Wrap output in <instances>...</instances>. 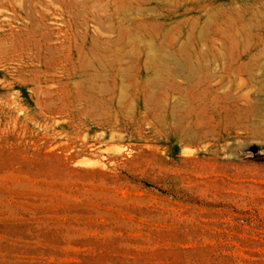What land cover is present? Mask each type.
I'll list each match as a JSON object with an SVG mask.
<instances>
[{
    "label": "rangeland",
    "instance_id": "1",
    "mask_svg": "<svg viewBox=\"0 0 264 264\" xmlns=\"http://www.w3.org/2000/svg\"><path fill=\"white\" fill-rule=\"evenodd\" d=\"M112 1L0 0V264H264V0Z\"/></svg>",
    "mask_w": 264,
    "mask_h": 264
},
{
    "label": "bare ground",
    "instance_id": "2",
    "mask_svg": "<svg viewBox=\"0 0 264 264\" xmlns=\"http://www.w3.org/2000/svg\"><path fill=\"white\" fill-rule=\"evenodd\" d=\"M23 1V0H22ZM36 1V0H35ZM80 1H82V0H80ZM112 1V0H111ZM119 1V0H118ZM117 1V2H118ZM44 2V1H43ZM79 2V1H78ZM113 2V1H112ZM22 3V2H21ZM36 3V2H35ZM34 3V4H35ZM114 3V2H113ZM118 3H120V2H118ZM38 4H40V2L38 3ZM98 4V3H97ZM121 4V3H120ZM44 5V4H43ZM46 5V4H45ZM44 5V6H45ZM124 5V4H123ZM80 6V5H79ZM83 6V5H82ZM114 6V5H113ZM85 7V6H84ZM83 7V8H84ZM94 7H95V5H94ZM111 8V7H110ZM117 9H118V7H117ZM121 9V8H120ZM119 9V10H120ZM123 9V8H122ZM112 11V10H111ZM115 11V10H114ZM96 12V11H95ZM102 12V11H101ZM100 12V13H101ZM110 12V11H109ZM113 12V11H112ZM130 12V11H129ZM105 13V12H104ZM126 13H127V11H126ZM108 14V13H107ZM118 14V13H117ZM123 14V13H122ZM104 15V14H103ZM113 16H115L114 14H112ZM128 15V14H127ZM100 16V15H99ZM107 16V15H106ZM109 16V15H108ZM107 18V17H106ZM97 19V18H96ZM115 19V18H114ZM120 19V18H119ZM25 20V19H24ZM107 20V19H106ZM103 21V20H102ZM118 21V20H117ZM121 21V20H120ZM128 21V20H127ZM123 22H124V20H123ZM110 23H112L113 24V22H110ZM118 23V22H117ZM121 23V22H120ZM128 23V22H127ZM41 26V25H40ZM117 26H118V24H117ZM117 26H116V28H117ZM132 28V27H131ZM35 29V28H34ZM118 29V28H117ZM125 29V28H124ZM126 30V29H125ZM134 30V29H133ZM29 31V30H28ZM129 32V31H128ZM123 33V32H122ZM40 34V33H39ZM119 34V33H118ZM136 34V33H135ZM133 35H134V31H133ZM120 36V35H119ZM127 37V36H126ZM125 37V38H126ZM130 37V36H129ZM119 38H121V37H119ZM123 38V37H122ZM119 40H121V39H119ZM124 41V40H123ZM127 41H128V39H127ZM121 43V42H120ZM122 43H124V42H122ZM129 43V42H128ZM127 44V42L125 43V45ZM120 46V45H119ZM124 46V45H123ZM128 46V45H127ZM130 46H132V45H130ZM121 47V46H120ZM124 47H126V46H124ZM132 49V48H131ZM119 51V50H118ZM120 52V51H119ZM135 52V51H134ZM118 54V53H117ZM124 54V53H123ZM132 54V53H131ZM118 56V55H117ZM122 56V55H121ZM134 57V56H133ZM117 59H119V57H117ZM123 60V59H122ZM135 60V59H134ZM117 61V60H116ZM133 65V64H132ZM124 68V67H123ZM122 70V69H121ZM244 98V97H243ZM245 99V98H244ZM228 101V100H227ZM230 101V100H229ZM245 102V101H244ZM244 102H242V103H244ZM227 105V104H226ZM239 105H240V103H239ZM245 105H247V103H245ZM249 106V105H248ZM252 106V105H251ZM253 107V106H252ZM248 108V107H247ZM251 108V107H250ZM247 110V109H246ZM243 111H241V113H242ZM243 114V113H242ZM252 115V114H251ZM243 116V115H242ZM249 116V115H248ZM246 123V122H245ZM242 124V123H241ZM227 125V124H226ZM252 126V125H251ZM242 127V126H241ZM248 127V126H247ZM245 132H247V131H245ZM261 132V131H260ZM205 133V132H204ZM207 135V134H206Z\"/></svg>",
    "mask_w": 264,
    "mask_h": 264
}]
</instances>
